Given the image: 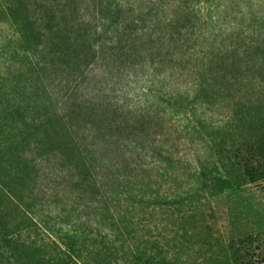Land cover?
<instances>
[{
    "label": "rangeland",
    "instance_id": "374dc122",
    "mask_svg": "<svg viewBox=\"0 0 264 264\" xmlns=\"http://www.w3.org/2000/svg\"><path fill=\"white\" fill-rule=\"evenodd\" d=\"M35 1L28 13L35 15L31 19L37 13L38 22H29L23 12L7 21L0 6V150L14 160L21 156L19 168L23 172L27 168L37 179L30 187H21L22 200H18L31 228L25 221L20 224L22 231L17 226L9 231L20 233V240L27 242L21 260L73 264L60 254L73 240L80 251L79 264H101L102 259L104 264H250L247 253L264 240V179L251 181L243 175L245 166L255 163L250 147L264 132V117L249 123L241 116L237 123L221 124L218 130L227 149L221 159L217 145L209 144L213 147L207 149L184 131L189 120L183 117L164 134V64L157 59L158 37L164 34V17L177 15L186 24L202 16V24L224 30L221 38L227 44L235 36L245 48L250 44V50L228 57L238 64L244 60L239 69H250L248 76L259 79L264 77V0L190 2L200 7V13L182 10L183 0H165V7L164 0H156L158 7L150 16L151 0H133L134 17L147 16L136 34L143 39L124 52L116 45L89 68L84 59L91 50L82 52L66 44L64 36L56 40L53 12H66L61 28H70L74 41L80 23L93 18L92 1L88 7L74 0ZM228 70L222 74L228 80L239 75L237 69ZM223 76L217 84L224 82ZM246 82L248 87L233 91L235 98L251 100L264 116V87L256 97L255 86ZM232 109L229 99L213 112ZM103 122L131 130L110 133L101 130ZM107 135L114 139H105ZM15 140L24 145L14 148L10 142ZM76 140L91 166L110 163L106 147L104 154L95 153L94 145H104V140L113 141L107 147L117 151L115 163L128 165L126 170L115 169L117 178L106 199L99 192L102 174L97 184L88 181L74 190L71 178L77 171L70 163L78 151ZM210 156L217 161V176L229 183L213 185L208 194L197 193L193 174L198 158ZM164 195L184 198L165 205ZM90 200L93 207L87 206ZM20 221L10 213L4 224L13 227ZM249 237L257 238L252 248ZM0 245V264H18L13 260L16 244L10 250Z\"/></svg>",
    "mask_w": 264,
    "mask_h": 264
},
{
    "label": "trees",
    "instance_id": "16d2710c",
    "mask_svg": "<svg viewBox=\"0 0 264 264\" xmlns=\"http://www.w3.org/2000/svg\"><path fill=\"white\" fill-rule=\"evenodd\" d=\"M74 1L77 5L80 3L82 4L81 6L85 4V7H88L89 0ZM91 1L92 8H94L93 18L86 24L83 22L80 23V26H78L79 33L74 41L71 37L70 28H61V21L66 17V12L59 10L53 12V21L57 23L56 28H58L56 40L59 41L64 36L63 38L66 44L76 45L84 49L82 52L91 50L88 52L90 57L84 59L86 68H89L97 60L105 58L108 51L115 49L116 45L124 52L130 47L129 44L143 39L136 35L138 33L139 22L144 21L143 23H146V17L152 15L155 11L154 8L158 7L156 6V0H151L148 15L134 17L133 0ZM165 2L164 0V7ZM190 2H197V0H183L179 6L182 10L184 9L191 13H200V7H197V10L196 6H190ZM35 4H37L35 0H0V6L5 11L7 21H12L14 15L23 12V14L25 13L24 17H26V20L28 18L29 22L31 20L38 22L40 19L37 18V13L36 18L38 20L36 18L31 19V16L35 15L28 13L31 5ZM190 7H193L192 11L189 9ZM158 10L159 8L156 12ZM201 18L203 19L202 16H196V18L183 24L177 15L171 18L164 17V34L158 37L160 53L157 58L164 64V134L168 132V127L170 130V128L177 126L179 118L183 117V119L189 120L188 125L183 127L184 131L188 135H194L198 143L206 145L207 149L211 146L209 144L214 143V146L217 145V155L221 159L227 152L224 141H221V139H224L223 132L218 130L221 124H225L226 122L237 123L239 119H243L241 116L245 117L249 123L256 121L259 117H262V119L264 117L261 114L262 111H259V108L251 100L242 101L239 97L235 98L233 91L238 92L241 89L240 87H248L249 82L246 81H250L255 86L254 91L257 95L256 97H259L262 95L260 86L264 87V77L261 76L259 79H257V76L249 77L248 75L251 73L250 69L245 68L240 70L239 68L241 67L239 65L244 60L238 64V62L232 61L228 57V54L237 53L244 49L245 46L241 44L242 42L238 43L235 36L232 37L234 39L231 43L227 44L225 39L221 38V35L223 37L225 33L224 30L220 29V32H218L215 30L213 24H202ZM16 27L18 28V25ZM216 33L220 34L217 35ZM220 39L222 40L220 41ZM248 45L245 48L247 51L251 48L250 44ZM256 66V64H253L251 67L255 70L254 67ZM228 68L237 69L239 75L228 80L227 75H222L224 71H229ZM221 75L223 76L224 82L217 84V79L222 77ZM257 90L261 94H258L259 92ZM229 99L233 103L231 112H219L217 114L213 112V109L226 100L229 101ZM121 129L131 130V127L113 122H103L101 126V130L110 131V133L117 130L121 131ZM106 138L114 139L111 135H107ZM12 142L10 144H13L12 146H15L14 148L20 147L21 144L24 145L21 140ZM110 142L113 141L104 140V145H94V148H96L95 153L104 154L107 149L112 158L110 163L104 164L100 161V165L95 167L93 165L91 166L85 151L80 148L79 142L77 140L74 141L73 144L78 149L77 154L71 157L70 163L75 171H77L71 178V181L75 182L74 190L84 187L88 181H93L97 184L98 177L102 174L99 192H102L103 195L101 197L106 199L105 194L106 192L108 193L107 190L117 178V170L115 171V169L118 167L119 169H128V165L123 166L122 164L119 166L115 163L116 157H118L117 151L114 152L108 149L107 146H111ZM28 144L30 145V143ZM114 144L119 145L118 141H115ZM99 149H102L103 152L98 151ZM0 151V243L3 245V248L8 250L15 243L16 254L13 260L15 259L17 261L15 262L18 264H28L26 260H21L25 258L21 254L25 251V244L27 242L20 240V233L17 234L16 232V235L11 233V235L9 231L15 229L16 226L20 229V224H26L25 221L30 222L26 219L29 218L26 215L28 213L22 210V206L19 205L18 200H22L21 195L24 190L21 189L25 186L30 187V184L36 183L37 179L30 176L31 174L27 171V168H24V172L19 168L18 160L21 156L15 157L17 160H14L11 156L4 153L2 149ZM250 153L255 163L251 166H245L244 170H247V172L245 171L246 174L243 175L244 179L247 176L251 181H255L257 177L258 179H264V132L260 134L255 144L250 147ZM198 159V167H196L193 174L195 185L197 186V193L203 192L204 194H208L213 185L229 183V181L217 176L216 173L219 168L217 161L212 156L204 157L202 160L201 158ZM112 171L114 172L113 174ZM167 174L165 173L164 175L167 176ZM88 175L91 176L89 180L87 179ZM18 190L19 192H17ZM183 198L184 196L182 198L181 196L169 198V196L164 195V204L175 205L181 202ZM10 205H12V208H10ZM93 205H95L94 200H90L87 203V206L93 207ZM10 213H16V216L21 217L22 221L13 227L4 224V220ZM31 224L32 222L29 223L28 228H31ZM18 242L22 247H19ZM255 242H257V238H248L250 248H252L251 245ZM75 245L76 243L70 240V242L66 243V248L60 250V254L65 256L70 263L79 264L80 262L77 257H81L78 254L80 251L75 250ZM253 249L252 253L250 251L247 253V257H250V264H264V240L260 239L259 244ZM98 257H101V253L99 252ZM104 263L105 261L102 259L101 264Z\"/></svg>",
    "mask_w": 264,
    "mask_h": 264
}]
</instances>
